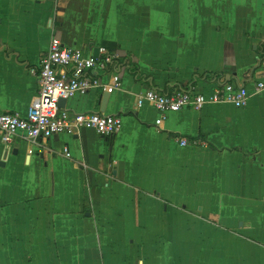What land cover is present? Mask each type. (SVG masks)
<instances>
[{
	"label": "crops",
	"instance_id": "0c3cea01",
	"mask_svg": "<svg viewBox=\"0 0 264 264\" xmlns=\"http://www.w3.org/2000/svg\"><path fill=\"white\" fill-rule=\"evenodd\" d=\"M54 37L141 77L127 64L104 112L102 89L63 108L120 116L111 139L0 137V264H264V95L160 125L138 107L149 90L264 80V0H0V115L27 114Z\"/></svg>",
	"mask_w": 264,
	"mask_h": 264
},
{
	"label": "built area",
	"instance_id": "2783aa9c",
	"mask_svg": "<svg viewBox=\"0 0 264 264\" xmlns=\"http://www.w3.org/2000/svg\"><path fill=\"white\" fill-rule=\"evenodd\" d=\"M126 59L118 52L105 46L86 53L81 48L66 46L54 37L48 51L43 55L39 72L38 95L25 116L19 113L0 115V137L10 145L21 134L32 145H39L59 134L79 135L84 129H94L104 138H113L122 126L120 116L105 115L100 112L72 113L59 106L61 99H71L76 95H87L94 89H102L108 94L122 88L121 71L126 67ZM264 68V60L260 62ZM108 77L104 82L103 78ZM253 95H264V80L254 83L253 89L226 83L218 86L211 94L178 90L162 93L149 90L138 97V107L151 105L159 112L156 125H160L169 113L183 109L201 110L209 104L229 103L238 109L248 106ZM183 146L188 144L180 139ZM64 154L71 158L68 148Z\"/></svg>",
	"mask_w": 264,
	"mask_h": 264
},
{
	"label": "water",
	"instance_id": "95a60500",
	"mask_svg": "<svg viewBox=\"0 0 264 264\" xmlns=\"http://www.w3.org/2000/svg\"><path fill=\"white\" fill-rule=\"evenodd\" d=\"M229 81V80H227ZM108 99H109V94L108 93H105L102 97V108H101V111L104 112L105 111V108H106V105H107V102H108ZM66 102L67 100L66 99H61L60 102H59V106L61 108H64L65 105H66ZM0 165H3L4 166V163L0 162Z\"/></svg>",
	"mask_w": 264,
	"mask_h": 264
},
{
	"label": "trees",
	"instance_id": "16d2710c",
	"mask_svg": "<svg viewBox=\"0 0 264 264\" xmlns=\"http://www.w3.org/2000/svg\"><path fill=\"white\" fill-rule=\"evenodd\" d=\"M126 64H128V66L130 67V72L131 73H133L135 76H137V77H141L140 75H139V70H138V68L137 67H134V66H132L131 64H130V62H129V59H126ZM209 77V76H208Z\"/></svg>",
	"mask_w": 264,
	"mask_h": 264
}]
</instances>
